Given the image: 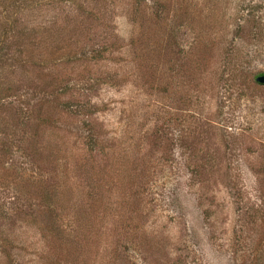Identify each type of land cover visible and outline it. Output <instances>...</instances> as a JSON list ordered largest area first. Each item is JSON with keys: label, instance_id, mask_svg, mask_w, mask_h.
<instances>
[{"label": "rangeland", "instance_id": "1", "mask_svg": "<svg viewBox=\"0 0 264 264\" xmlns=\"http://www.w3.org/2000/svg\"><path fill=\"white\" fill-rule=\"evenodd\" d=\"M0 17V264L264 258V0H0ZM66 156L96 217L69 253L38 231Z\"/></svg>", "mask_w": 264, "mask_h": 264}, {"label": "trees", "instance_id": "2", "mask_svg": "<svg viewBox=\"0 0 264 264\" xmlns=\"http://www.w3.org/2000/svg\"><path fill=\"white\" fill-rule=\"evenodd\" d=\"M225 16L226 15H223V17H225ZM230 18L232 19L231 24H247V22L249 21L247 18H245L243 16H240L239 18H237L236 15H234ZM1 20H3V19H1V17H0V21ZM226 21H227V19L223 23L227 24ZM2 23H4V21L0 22V24H2ZM173 23H174V21H173ZM154 37H155V35H153L151 37V39H153ZM140 39H138L137 37H134L132 34V39L130 41V44L128 45L130 47V49L132 50V52H134V54H136V55L138 52L137 48L139 47L136 44H138L137 41H139ZM40 47H43V44L41 42H39V44H38L39 49H40ZM137 58L139 59V57H137ZM134 61H136V60H134ZM262 75H264V74L262 73L259 76H262ZM11 88L12 87L10 85V87L1 89V94L7 95L8 93L11 92ZM85 107H86V105L84 104V106L81 105L79 108L84 109ZM116 114L118 115V113H116ZM139 144H141V147H143V145H142L143 141L142 140H141V143L139 142ZM94 145H95L94 138H89L88 142H87V146H89V148L90 147L92 148ZM141 147H139V148H141ZM63 158H64V161L62 164H59L60 159H58V157H57V159H58L57 161L54 159L53 169L51 170L52 171L51 181L54 182L57 180L59 181L61 179H66L65 183L63 185H59L58 183L54 182V185H51V186L46 185V188L44 190H41V189L37 190L38 195H40V196L43 195V199H44L43 203L46 202V204H47L46 206H48L50 209L49 212L54 213L55 217H56V218H53V220L50 219L49 221H47L46 226L45 227L42 226L43 228L38 230V231H42V232L46 231V233H47L46 238L50 241V243L53 242V245L58 250L67 251L69 253L70 252V246L69 245L71 242H69L67 245H66V242L68 240L73 241L74 238L70 234H67L68 228L84 227L88 230L89 229L92 230L94 228V222L96 221L95 215H92V213H93L92 202H95V201L91 200L90 201L91 203L89 205L88 201L86 200V197L84 195H80L81 191L79 189H77V187L74 184L70 183V178H68L69 172H67V170H68L71 162L67 156L63 157ZM146 158H148V157H146ZM132 171L133 172L131 173V175H132L131 183L135 184V181L139 179V176L137 179H134L135 168ZM13 181H15V180L13 179ZM125 188H132V187L127 185ZM125 188H122V194H126L128 192L129 201L127 202V200L123 199L122 204L133 203L134 200H135V202H140L142 200V195L139 191H134V193H133V189L126 191ZM86 196L90 200V198H91L90 194H87ZM40 200H42V199H40ZM76 211H77V214L76 215L73 214ZM0 214L10 215L12 217L13 211L1 210ZM84 217H85L86 221H83ZM70 218L72 219V221H73L72 223L74 226L67 224L65 230L63 228V230H64L63 235L66 236V240L60 241L55 236V234H56V232L63 231L62 230L63 223L65 221H67V219L69 220ZM17 219H19L18 216H17ZM25 221H26L25 219L22 220L20 225L18 224V228H21L24 224H26ZM76 237H77V235H76ZM10 244L13 246H17L23 252L26 249H33L34 248V246L32 248V246H30L28 244L27 240H18L17 238L14 240V242H10ZM150 245H151V243H150ZM6 250H8V252H10V250L8 248ZM4 253H5V251H3V250L0 251V258H1V256H3ZM165 255H166V253H165ZM147 256H148L147 260L150 261V264H162L164 262V260H167L169 257H171V254H169L168 256L165 257L164 255L162 256V254L156 255V254L151 253V251H150V253ZM245 256L248 260V264H251V263H253V264H264V258H263L262 252H257V251H253L251 253L246 252ZM6 257L9 258V256H7V255H6ZM20 257L21 256H18V259H20Z\"/></svg>", "mask_w": 264, "mask_h": 264}, {"label": "water", "instance_id": "3", "mask_svg": "<svg viewBox=\"0 0 264 264\" xmlns=\"http://www.w3.org/2000/svg\"><path fill=\"white\" fill-rule=\"evenodd\" d=\"M258 82L264 84V76L258 78Z\"/></svg>", "mask_w": 264, "mask_h": 264}]
</instances>
